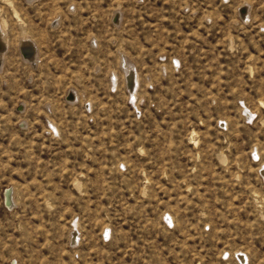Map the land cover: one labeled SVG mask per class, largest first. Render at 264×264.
<instances>
[{
	"label": "rangeland",
	"instance_id": "374dc122",
	"mask_svg": "<svg viewBox=\"0 0 264 264\" xmlns=\"http://www.w3.org/2000/svg\"><path fill=\"white\" fill-rule=\"evenodd\" d=\"M0 19V264H264V0Z\"/></svg>",
	"mask_w": 264,
	"mask_h": 264
},
{
	"label": "bare ground",
	"instance_id": "6f19581e",
	"mask_svg": "<svg viewBox=\"0 0 264 264\" xmlns=\"http://www.w3.org/2000/svg\"><path fill=\"white\" fill-rule=\"evenodd\" d=\"M6 28H5V23L2 19H0V58L3 57L5 51H6ZM33 51L32 56H30ZM26 55V57L23 56V54ZM18 53L19 56L22 60H24L25 62H29L32 65L34 64V62L36 61V51H35V47L33 45V43L27 39H22L18 45ZM2 64V62H1ZM0 64V65H1ZM125 67V66H124ZM1 68V66H0ZM134 74L133 72H128V84L130 85L131 83H133L131 86H129V91L131 93H134V89H135V82H133L134 80ZM67 94V93H66ZM65 94V95H66ZM74 97L73 94H69V97ZM5 204L7 206H11L12 202H11V196H10V190H7L5 193Z\"/></svg>",
	"mask_w": 264,
	"mask_h": 264
},
{
	"label": "crops",
	"instance_id": "0c3cea01",
	"mask_svg": "<svg viewBox=\"0 0 264 264\" xmlns=\"http://www.w3.org/2000/svg\"><path fill=\"white\" fill-rule=\"evenodd\" d=\"M18 45H19V40H18ZM17 50H18V46H17ZM5 53H6V51H5ZM5 53H4V55H3V57H1L0 58V64H1V62H3V59L5 58L4 56H5ZM31 65V64H30ZM36 65V64H35ZM34 65V66H35ZM0 66H2V64L0 65ZM31 66H33V65H31ZM1 69V68H0Z\"/></svg>",
	"mask_w": 264,
	"mask_h": 264
},
{
	"label": "built area",
	"instance_id": "2783aa9c",
	"mask_svg": "<svg viewBox=\"0 0 264 264\" xmlns=\"http://www.w3.org/2000/svg\"><path fill=\"white\" fill-rule=\"evenodd\" d=\"M238 262L241 264V262L244 261V259L241 258V256L237 257Z\"/></svg>",
	"mask_w": 264,
	"mask_h": 264
},
{
	"label": "water",
	"instance_id": "95a60500",
	"mask_svg": "<svg viewBox=\"0 0 264 264\" xmlns=\"http://www.w3.org/2000/svg\"><path fill=\"white\" fill-rule=\"evenodd\" d=\"M5 191H7V190H5Z\"/></svg>",
	"mask_w": 264,
	"mask_h": 264
}]
</instances>
